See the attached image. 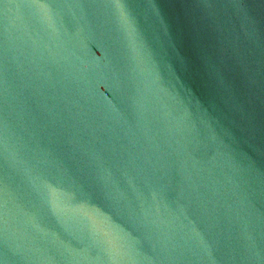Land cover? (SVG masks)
Here are the masks:
<instances>
[{
    "label": "water",
    "instance_id": "water-1",
    "mask_svg": "<svg viewBox=\"0 0 264 264\" xmlns=\"http://www.w3.org/2000/svg\"><path fill=\"white\" fill-rule=\"evenodd\" d=\"M0 264H264V0H0Z\"/></svg>",
    "mask_w": 264,
    "mask_h": 264
}]
</instances>
